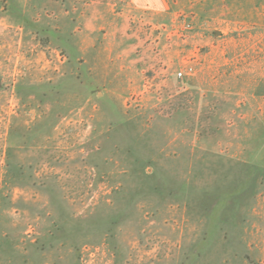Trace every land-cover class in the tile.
Returning a JSON list of instances; mask_svg holds the SVG:
<instances>
[{
	"label": "rangeland",
	"instance_id": "rangeland-1",
	"mask_svg": "<svg viewBox=\"0 0 264 264\" xmlns=\"http://www.w3.org/2000/svg\"><path fill=\"white\" fill-rule=\"evenodd\" d=\"M165 1L0 0V264H264V9Z\"/></svg>",
	"mask_w": 264,
	"mask_h": 264
},
{
	"label": "crops",
	"instance_id": "crops-1",
	"mask_svg": "<svg viewBox=\"0 0 264 264\" xmlns=\"http://www.w3.org/2000/svg\"><path fill=\"white\" fill-rule=\"evenodd\" d=\"M258 6H262L264 9V0H256ZM128 3L135 9H149L154 13H162L167 9V3L165 0H128ZM258 13V20L264 22V12L262 18Z\"/></svg>",
	"mask_w": 264,
	"mask_h": 264
},
{
	"label": "built area",
	"instance_id": "built-area-1",
	"mask_svg": "<svg viewBox=\"0 0 264 264\" xmlns=\"http://www.w3.org/2000/svg\"><path fill=\"white\" fill-rule=\"evenodd\" d=\"M192 71V68L191 67H188V69L186 70V72H184L183 70L182 71H179L178 72V76L179 77H183L184 75H186L187 73H190Z\"/></svg>",
	"mask_w": 264,
	"mask_h": 264
}]
</instances>
